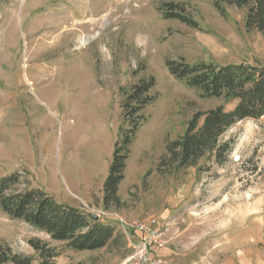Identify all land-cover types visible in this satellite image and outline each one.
Instances as JSON below:
<instances>
[{
    "label": "rangeland",
    "instance_id": "obj_1",
    "mask_svg": "<svg viewBox=\"0 0 264 264\" xmlns=\"http://www.w3.org/2000/svg\"><path fill=\"white\" fill-rule=\"evenodd\" d=\"M214 1L0 0V179L19 173V192L36 188L89 216L100 211L116 231L105 248L76 252L0 211V240L13 254L46 262L29 243L38 241L53 250L51 264H146L134 226L152 219L166 245L149 260L264 264V116L220 136L231 142L222 163L207 154L195 167L160 166L194 115L237 104L203 98L166 61L264 67L263 37L246 30V9L217 0L222 16ZM101 15L98 27L77 25ZM66 27L71 36L59 44L53 37ZM151 80L118 202L105 204L114 146L129 129L124 95Z\"/></svg>",
    "mask_w": 264,
    "mask_h": 264
},
{
    "label": "trees",
    "instance_id": "obj_2",
    "mask_svg": "<svg viewBox=\"0 0 264 264\" xmlns=\"http://www.w3.org/2000/svg\"><path fill=\"white\" fill-rule=\"evenodd\" d=\"M225 1L246 9V30L258 31L264 41V0ZM214 2V6L223 16L222 5L217 0ZM175 18L189 26L192 24L182 15H175ZM165 64L174 79L184 81L203 98L223 99L226 102L236 100L237 104L232 111L225 112L223 107L218 106L194 115L183 135L166 146V155L162 157L160 166L179 170L195 167L207 154L212 155L217 163H222L229 154L231 142L220 144V136L236 122L244 119L257 120L264 116V67L243 63L226 66L214 63L189 64L183 59L176 62L166 61ZM153 84V80L140 81L124 95L121 109L123 121L129 129L127 132H122L121 129L114 146L108 176L103 184L105 204L118 202V185L124 180L129 146L139 127V122L137 123L134 117L152 101L153 98H148L147 93ZM200 117H203L202 125L198 126ZM20 179L19 173H12L0 179V211L5 216L27 223L36 231L47 234L51 241L64 243L66 248L76 252L97 251L105 248L114 239L116 231L113 226L102 223L100 219H92L82 210L57 203L40 189L28 188L19 192L16 187L20 185ZM29 243L42 257L45 256L48 262L55 256L53 250L45 248L38 241ZM32 261L31 257L13 254L0 240V264H32ZM47 261L40 264H51Z\"/></svg>",
    "mask_w": 264,
    "mask_h": 264
},
{
    "label": "built area",
    "instance_id": "obj_3",
    "mask_svg": "<svg viewBox=\"0 0 264 264\" xmlns=\"http://www.w3.org/2000/svg\"><path fill=\"white\" fill-rule=\"evenodd\" d=\"M92 215L100 218L102 216V212L96 211L93 212ZM134 230L140 234L137 246L134 247L136 249V255H138L139 259L142 262H146V264H163L160 259L149 260L147 258L151 249L155 248L157 250V248H164L166 245L162 239L163 231L158 228L157 220L151 219L148 222H138L134 226Z\"/></svg>",
    "mask_w": 264,
    "mask_h": 264
},
{
    "label": "bare ground",
    "instance_id": "obj_4",
    "mask_svg": "<svg viewBox=\"0 0 264 264\" xmlns=\"http://www.w3.org/2000/svg\"><path fill=\"white\" fill-rule=\"evenodd\" d=\"M104 18H105V16H102V15L99 17H90V19H87V20L83 21V23H80L77 25H89L91 27H98L102 23ZM61 29H63V30L60 33L56 34L54 37L51 35L54 38V40L57 41L59 44L61 43L62 40H65L68 36H71V33L69 32V29L67 27L61 28ZM88 36H90V35H88ZM66 40H68V39H66ZM58 43H57V45H58ZM27 84H29L31 86L30 82H28V81H27Z\"/></svg>",
    "mask_w": 264,
    "mask_h": 264
},
{
    "label": "water",
    "instance_id": "obj_5",
    "mask_svg": "<svg viewBox=\"0 0 264 264\" xmlns=\"http://www.w3.org/2000/svg\"><path fill=\"white\" fill-rule=\"evenodd\" d=\"M90 217H91L92 219H94V220L98 219V217H94V216H92V215H90Z\"/></svg>",
    "mask_w": 264,
    "mask_h": 264
}]
</instances>
